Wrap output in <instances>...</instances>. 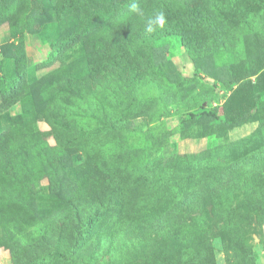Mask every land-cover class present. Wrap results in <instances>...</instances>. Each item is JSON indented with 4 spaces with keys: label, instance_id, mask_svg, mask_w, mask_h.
<instances>
[{
    "label": "rangeland",
    "instance_id": "obj_1",
    "mask_svg": "<svg viewBox=\"0 0 264 264\" xmlns=\"http://www.w3.org/2000/svg\"><path fill=\"white\" fill-rule=\"evenodd\" d=\"M222 1L236 2L243 15L213 16L203 48L190 38L197 58L178 36L149 40L153 32L137 27L135 74H128L131 65H110L104 79L87 80L76 103L82 115L69 114L62 101L75 129L87 133L88 153L78 142L58 148L51 133L55 152L0 175V264H264V0ZM203 3L212 7V0H181L179 7ZM16 12L26 17L16 37L8 21L0 25V61L10 77L15 65L4 54L19 46L36 77L59 68L39 29L55 38L67 32L64 24L49 9ZM84 51L83 42L72 45L62 62L81 69ZM151 55L156 69L146 61ZM4 98L0 91V104ZM8 112L22 113L21 104ZM32 117L25 116V129L52 132ZM177 172L194 175L197 208L179 205L187 194ZM96 212L79 235V220ZM138 236L141 245L131 242ZM55 250L75 253L74 262L41 259Z\"/></svg>",
    "mask_w": 264,
    "mask_h": 264
},
{
    "label": "trees",
    "instance_id": "obj_2",
    "mask_svg": "<svg viewBox=\"0 0 264 264\" xmlns=\"http://www.w3.org/2000/svg\"><path fill=\"white\" fill-rule=\"evenodd\" d=\"M29 1L3 0L0 6V25L8 21L12 36L16 37L19 34L18 26L21 21L25 22L26 18L17 15V10L24 12L30 7L51 10L54 17L64 24L67 32L60 33L54 38V35L48 33L47 30L42 31L39 29V35L51 47V62L61 60L62 65L42 77H36L34 68L26 67L28 57L23 46L15 47V43H13L15 47L14 54L9 52L4 54L3 52L5 57L11 58L10 63L15 65V74L10 77L12 72L7 71L4 60L1 59L2 82H0V91L5 98L0 106H4L3 108L6 109L0 115V175L4 171L17 174L29 162L40 161L41 157L47 156V151L55 152L56 146L52 145L47 139V136L51 133L56 139L58 148H65L78 142L87 155L88 150L85 146L90 142L89 140L86 141L87 133L75 129L76 124L68 119L69 116L65 112L67 110L62 107V101L68 106L70 105L69 114L82 115L84 110L79 109L76 103L80 101L78 93L85 89L87 80L90 84L92 79H104V71L110 65L125 71L131 65L132 72H128V74H135L138 67L134 64L140 62L137 58L140 52V42L136 38L138 34L136 29L137 27L147 26V20L154 12L163 11L166 16V24L163 28H157L149 40L160 42L163 38L178 36L183 41L184 46L190 50L192 58H197L198 54L191 53L193 50L190 48V38L200 42L198 48H203V41L207 37L206 33L208 34L212 30L211 28H213L215 22L213 16L215 17L216 14H221L224 17L243 15V8L238 7L236 2H230L226 5L222 0H212V7H209L210 4L207 3H203L204 7L201 5L192 7L186 4L184 7L188 6V10H182L179 7L181 0H31L33 6H30L31 2ZM133 2L138 3L140 8L143 9L144 14L142 16L130 10V5ZM245 20L249 24L251 23L246 17ZM30 21L33 22L31 19ZM204 33L205 36H203ZM149 40L148 42L151 44ZM81 42H83L85 48L81 56L83 58L80 64L82 68L78 69L76 67L70 70L71 67L69 68L68 64L62 62L65 61V51L72 45ZM240 42L237 41L236 44ZM1 47L2 44H0V52L3 51L4 45L3 48ZM155 48V53H157L158 47ZM146 61L151 62L153 66L155 65L156 69V63L152 55L146 58ZM11 91H14V93ZM13 97L15 99H12ZM16 103L21 104L22 113L11 115L8 111ZM27 115H34L31 119L35 123L36 121L49 123L52 132H45L40 129L36 131L25 129L24 119ZM2 120H8L9 125H3ZM109 127L111 128V126ZM65 130L67 131L65 132ZM100 145L101 143L98 149L101 151ZM82 155L79 154L78 159H81ZM60 166L68 172V165L65 162L62 161ZM235 168L233 169V166L232 168L229 167L224 172L227 174L228 171L231 172ZM218 170L215 169L216 172ZM174 178L177 185L183 186L182 191L187 194L186 200L182 204L179 203V205L197 208L198 206H195V203L198 202L199 197H197V191H194L196 188L194 175H190V178H188V176L177 172ZM223 184L222 191L227 190L228 186L224 182ZM123 189L121 188V190ZM192 202H194V206ZM217 204L220 205L221 203ZM149 207L152 206L148 205L147 210ZM182 207L180 209L184 208ZM96 214L97 212L95 215L84 219V221L79 220V235L84 237L92 228L98 218ZM175 217L179 219V217ZM132 229L136 230L135 225H132ZM173 234L177 236L176 229L173 230ZM131 242L135 245H141L144 241L138 236L133 238ZM41 259L46 261L59 259L74 262L75 253L58 250L49 251ZM152 260L156 264H166V262H162V259L157 262L154 259ZM200 262L198 261L196 264H200Z\"/></svg>",
    "mask_w": 264,
    "mask_h": 264
},
{
    "label": "clouds",
    "instance_id": "obj_3",
    "mask_svg": "<svg viewBox=\"0 0 264 264\" xmlns=\"http://www.w3.org/2000/svg\"><path fill=\"white\" fill-rule=\"evenodd\" d=\"M130 10L137 15L142 16L144 14L143 9L140 8L138 3H136V2H133L130 5ZM165 24H166L165 13L163 11L154 12L147 20V26H146L145 31L147 33H152L157 28H163L165 26Z\"/></svg>",
    "mask_w": 264,
    "mask_h": 264
}]
</instances>
